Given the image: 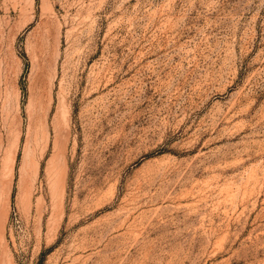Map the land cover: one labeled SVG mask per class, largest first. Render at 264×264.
I'll use <instances>...</instances> for the list:
<instances>
[{"label": "rangeland", "instance_id": "obj_1", "mask_svg": "<svg viewBox=\"0 0 264 264\" xmlns=\"http://www.w3.org/2000/svg\"><path fill=\"white\" fill-rule=\"evenodd\" d=\"M0 264H264V0H0Z\"/></svg>", "mask_w": 264, "mask_h": 264}]
</instances>
